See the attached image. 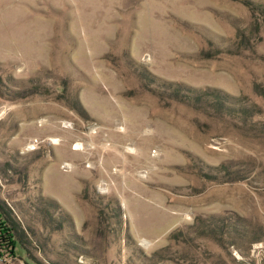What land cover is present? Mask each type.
Here are the masks:
<instances>
[{
  "label": "rangeland",
  "instance_id": "374dc122",
  "mask_svg": "<svg viewBox=\"0 0 264 264\" xmlns=\"http://www.w3.org/2000/svg\"><path fill=\"white\" fill-rule=\"evenodd\" d=\"M0 222V264H264V0H0Z\"/></svg>",
  "mask_w": 264,
  "mask_h": 264
},
{
  "label": "trees",
  "instance_id": "16d2710c",
  "mask_svg": "<svg viewBox=\"0 0 264 264\" xmlns=\"http://www.w3.org/2000/svg\"><path fill=\"white\" fill-rule=\"evenodd\" d=\"M3 223V222H2ZM1 222H0V224H2ZM1 228H0V236L3 238V241L5 242H7L8 244H10L11 245V247H13V242H14V240L12 239V234H11V232L6 228V227H4L3 225L2 226H0ZM10 242V243H9ZM9 245V246H10Z\"/></svg>",
  "mask_w": 264,
  "mask_h": 264
}]
</instances>
